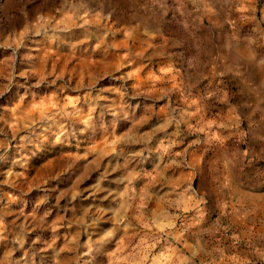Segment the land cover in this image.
I'll list each match as a JSON object with an SVG mask.
<instances>
[{
	"label": "rangeland",
	"instance_id": "374dc122",
	"mask_svg": "<svg viewBox=\"0 0 264 264\" xmlns=\"http://www.w3.org/2000/svg\"><path fill=\"white\" fill-rule=\"evenodd\" d=\"M255 77L264 0H0V264L248 249L189 203L221 155H264Z\"/></svg>",
	"mask_w": 264,
	"mask_h": 264
},
{
	"label": "crops",
	"instance_id": "0c3cea01",
	"mask_svg": "<svg viewBox=\"0 0 264 264\" xmlns=\"http://www.w3.org/2000/svg\"><path fill=\"white\" fill-rule=\"evenodd\" d=\"M263 85L255 77L250 87L253 92L251 96L256 92L264 104V88L260 87ZM231 107L235 114L230 116L226 114L229 121L233 120L234 115H243L244 109L239 107V104H232ZM223 124H227V121ZM229 124L233 126V122ZM239 129L237 128L235 134L242 131ZM259 138L262 139L264 136ZM231 152L232 155H221L219 166L214 167V170L209 168L208 172L213 180L211 191L203 192L204 200H192L189 203V207L197 208L189 219L195 221L194 224L201 225L213 216L215 221H225L233 225L231 234L233 244L243 243L248 249L243 252L234 250L232 255L224 252L212 260L199 255L195 258L185 257L177 264H264V155L256 153L240 155V149H232ZM202 160L203 155L199 152L191 164L194 173L203 170ZM205 194H208L207 198ZM215 199L218 210L211 211ZM156 264L163 262L158 259Z\"/></svg>",
	"mask_w": 264,
	"mask_h": 264
}]
</instances>
